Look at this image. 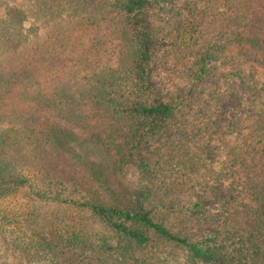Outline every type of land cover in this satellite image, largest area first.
Segmentation results:
<instances>
[{"label":"trees","instance_id":"trees-1","mask_svg":"<svg viewBox=\"0 0 264 264\" xmlns=\"http://www.w3.org/2000/svg\"><path fill=\"white\" fill-rule=\"evenodd\" d=\"M24 1L26 8L0 9V201L19 193L27 199L19 213L0 208L4 258L264 264V101L232 153L240 198L226 195L211 215L206 195H197L183 210L200 230L173 229L153 215L166 207L163 193L146 184L124 188L118 178L145 164L137 161L145 143L169 144L175 135L181 139L166 149L174 169L157 173L158 189L197 163L186 154L201 127L174 124L177 106L153 90L149 7L165 10L177 58L193 61L196 81L216 63L231 65L227 76L258 101L264 80L247 67L264 71V0Z\"/></svg>","mask_w":264,"mask_h":264},{"label":"rangeland","instance_id":"rangeland-1","mask_svg":"<svg viewBox=\"0 0 264 264\" xmlns=\"http://www.w3.org/2000/svg\"><path fill=\"white\" fill-rule=\"evenodd\" d=\"M184 1L162 0L161 3L180 5ZM7 3L25 8L28 6L24 0H0V9ZM166 19L165 10L157 4L149 7L146 22L156 40L148 66L149 77L154 93L166 101H173L177 106L176 116L172 120L174 124L186 121L189 125L201 127V133L191 142V150L186 154L193 156L197 163L187 168L188 175L174 178L164 191L158 189L155 184L161 179L157 173L174 169L175 162L166 149L172 146L174 139L175 144L181 139L175 135L169 144H164L161 139L145 143L137 155L138 163L143 161L145 164L142 167L134 165L137 171L135 175L130 173L128 177L118 178L124 188L146 184L154 188V193H163L166 207L153 208V215L173 229H185L191 234L203 227L197 222L193 223L183 212L192 204L195 196L205 194L203 202L211 207L208 212L215 215L219 213L217 209L222 206V201L227 200L226 195L239 198L242 195L241 175L236 170L232 153L249 132L255 112L263 106L260 101H264V97L258 101L249 98L237 81L227 76L232 70L231 65L216 63L203 80L196 81L191 67L193 61H179L177 58L173 41L168 37L165 27ZM27 23L29 25L30 22ZM114 67L117 65L114 64ZM247 68L256 82L264 80L262 69ZM174 147H178V144ZM164 182L168 183L166 180ZM26 202L25 195L19 193L1 200L0 208L19 213L27 208ZM0 264H12L11 258H4L2 251Z\"/></svg>","mask_w":264,"mask_h":264}]
</instances>
